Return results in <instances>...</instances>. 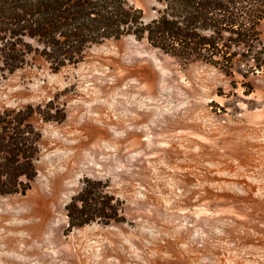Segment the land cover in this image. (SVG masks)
I'll return each mask as SVG.
<instances>
[{"label": "rangeland", "instance_id": "374dc122", "mask_svg": "<svg viewBox=\"0 0 264 264\" xmlns=\"http://www.w3.org/2000/svg\"><path fill=\"white\" fill-rule=\"evenodd\" d=\"M127 2L145 23L162 6ZM29 106L37 176L0 195V264H264V62L239 55L227 74L132 35L60 69L0 57V114ZM86 178L122 221L69 228Z\"/></svg>", "mask_w": 264, "mask_h": 264}, {"label": "trees", "instance_id": "16d2710c", "mask_svg": "<svg viewBox=\"0 0 264 264\" xmlns=\"http://www.w3.org/2000/svg\"><path fill=\"white\" fill-rule=\"evenodd\" d=\"M159 2L158 16L145 23L143 10L127 0H0L1 61L15 70L35 54L60 69L81 62L94 45L132 35L147 38L166 54L201 60L227 74L239 55L262 68L264 0ZM35 113L29 106L0 114V195L26 194L37 176L42 135L31 121ZM106 187L85 179L66 205L70 229L123 220L121 202Z\"/></svg>", "mask_w": 264, "mask_h": 264}]
</instances>
